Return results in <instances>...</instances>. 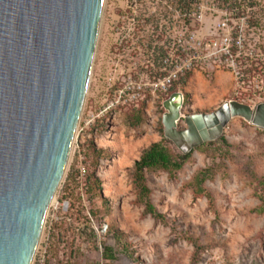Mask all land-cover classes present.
I'll list each match as a JSON object with an SVG mask.
<instances>
[{"label":"rangeland","instance_id":"rangeland-1","mask_svg":"<svg viewBox=\"0 0 264 264\" xmlns=\"http://www.w3.org/2000/svg\"><path fill=\"white\" fill-rule=\"evenodd\" d=\"M178 1L104 0L75 140L32 264H264V206L260 199L264 129L242 118L233 119L223 136L210 142L213 146L194 149L191 160L175 176L161 171L147 174L151 200L166 216L167 225L147 215L137 203L131 170L145 149L168 140L162 120L164 103L172 91L184 97L181 129L186 128L185 117L214 112L227 102L253 108L264 103L236 98L232 75L219 70L190 74L160 98L145 88L140 102L118 105L116 92L124 78L132 74L133 82L139 81L131 71L128 48L117 51L124 32L132 29L123 18H132L136 6L140 20L154 9L161 18ZM251 21L253 27H261L262 7ZM157 22L156 16L148 20L153 25ZM112 103L114 108L107 110ZM222 138L228 145H222ZM172 149L188 154L174 144ZM202 171L209 175L204 188L212 196L214 208L206 197L196 198L189 187ZM118 233L125 235L130 253L117 243ZM191 240L201 246L198 254ZM105 246L114 249L116 261L104 259Z\"/></svg>","mask_w":264,"mask_h":264},{"label":"water","instance_id":"water-1","mask_svg":"<svg viewBox=\"0 0 264 264\" xmlns=\"http://www.w3.org/2000/svg\"><path fill=\"white\" fill-rule=\"evenodd\" d=\"M104 0H0V264H32L85 103ZM164 103L165 137L189 153L235 118L264 129V103L185 117Z\"/></svg>","mask_w":264,"mask_h":264},{"label":"built area","instance_id":"built-area-1","mask_svg":"<svg viewBox=\"0 0 264 264\" xmlns=\"http://www.w3.org/2000/svg\"><path fill=\"white\" fill-rule=\"evenodd\" d=\"M260 7L264 0H179L163 17L154 9L143 20L133 8L132 18H123L132 29L117 51L128 48L140 83L132 74L125 77L116 92L118 105L140 102L145 88L160 98L189 74L219 70L232 75L236 98L264 100V23L257 28L251 21ZM153 16L154 25L148 23Z\"/></svg>","mask_w":264,"mask_h":264},{"label":"trees","instance_id":"trees-1","mask_svg":"<svg viewBox=\"0 0 264 264\" xmlns=\"http://www.w3.org/2000/svg\"><path fill=\"white\" fill-rule=\"evenodd\" d=\"M190 75V74H189ZM187 75L180 82L186 80L189 76ZM179 82V83H180ZM175 91H172L169 98L175 94ZM168 94V93H166ZM222 145H228L225 138L221 139ZM213 146L214 143H208L200 146L196 151L202 149L205 146ZM173 144L164 139L160 142L153 143L147 149H145L138 161H136L134 167L131 170V179L134 189L137 192V203L141 206H144L145 212L147 215L151 216L154 220L161 222L163 224H168V220L165 215L161 214L154 206L151 200V189L147 184V174L150 172H166L171 176H175L181 172L187 163L191 160L194 150L188 154L176 153L173 149ZM209 179L207 172H200L199 175L194 177L192 182L189 184V187L192 189L196 198L206 197L211 208H214V201L212 196L204 188V183ZM95 182L98 184L97 180ZM99 190L100 186L97 185ZM102 197V196H101ZM260 199L263 201L264 206V180L261 181V194ZM264 209V207H263ZM117 243L125 250L127 253H130L131 245L127 242L125 235L118 233L116 236ZM195 247V254H198L201 251V246L197 241L191 240ZM103 257L106 261L114 262L117 260L116 253L114 249L110 246L104 247ZM136 261V260H135ZM138 262V260L136 261Z\"/></svg>","mask_w":264,"mask_h":264}]
</instances>
